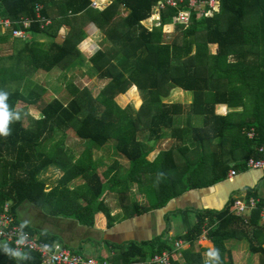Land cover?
I'll use <instances>...</instances> for the list:
<instances>
[{"label": "trees", "instance_id": "trees-1", "mask_svg": "<svg viewBox=\"0 0 264 264\" xmlns=\"http://www.w3.org/2000/svg\"><path fill=\"white\" fill-rule=\"evenodd\" d=\"M111 1L110 6L99 10L90 6L91 0H0L1 18L14 22L34 20L35 7L42 4V14L52 22L45 29L34 24L31 40L13 39L0 33L1 45L14 41L13 52L8 56L11 65L0 68V93L7 95L5 102L13 114L8 125L9 135H0V212L9 203L14 216L19 205L29 202L50 216L71 219L84 227H93L96 215L100 214L110 228L116 220L162 208L188 190L225 181L230 171L227 167L212 168L205 174L198 167L192 170L194 173H184L175 164L172 150L161 153L153 162L147 160L149 146L173 126L169 108L165 112H153V98L159 99L172 88L196 94L200 91L206 97L203 127L190 129L191 141L196 145L210 139L209 129L211 138L215 137L216 121L226 123L225 119L213 115L212 106L217 103L232 107L243 97L249 101V105L242 102L245 112L251 109L254 118L248 129L253 126L257 131H264V0H221L220 12L212 19H198L193 14L188 28L175 25L181 34L170 42L163 40L162 28L172 23L173 8L161 10L160 26L149 31L142 23L151 17L153 7L160 0ZM121 6L128 13L119 19ZM88 23L102 30L112 43L106 51L97 50L87 58L92 65L89 73L109 80L94 99L88 104L82 97L71 98L67 103L58 98L40 102L44 88L35 85L26 94L14 89L13 84L26 81L27 69L49 73L55 68L81 67L85 58L78 48L86 37L84 28ZM63 25L69 30L58 42L57 30ZM109 25L111 29L106 30ZM208 44L215 45V53L204 68L203 77L199 67L203 66ZM209 81H224L225 89L208 90ZM132 85L148 92V102L133 113L120 108L114 100ZM72 93L75 95L79 90L73 87ZM27 107H35L40 113L28 126L22 122ZM143 131L148 134L145 139L138 136ZM174 133L184 143L186 132L181 129ZM68 134L86 145L72 162L62 154ZM201 134L204 137L200 138ZM110 143L114 154L128 163L123 172L118 160L100 172L97 170L99 164L93 160V149L106 148ZM263 145L264 142L258 144ZM183 150L181 147L176 150L180 159L185 154ZM254 158H258L257 153ZM50 169L59 170L62 175L48 189L42 177ZM177 171L180 172L177 178L171 179L170 173ZM191 178L196 182L190 183ZM76 181L79 184L75 185ZM132 185L145 195L148 206H140L135 194H130ZM108 199L119 206L120 216L111 214ZM234 202L221 210L196 211L194 223L175 238H168L165 230L156 239L121 248L120 262H147L163 252L174 256V242L181 240L185 245L179 251L180 257L190 264L192 259H201L203 249L195 248L203 233L219 252L218 259L212 258L206 264H233L226 241L236 237L249 239V234L256 242V246L250 244V251L264 258V220L261 222L259 216L263 204L258 203L252 215L245 217L231 211ZM40 240L54 244L47 236H40ZM12 253V247L6 242L0 246V264H39L33 254L14 256ZM171 264H178L174 257Z\"/></svg>", "mask_w": 264, "mask_h": 264}, {"label": "crops", "instance_id": "crops-1", "mask_svg": "<svg viewBox=\"0 0 264 264\" xmlns=\"http://www.w3.org/2000/svg\"><path fill=\"white\" fill-rule=\"evenodd\" d=\"M108 1V6H110L112 1ZM119 10V19L125 18L128 13L126 8L121 6ZM151 14L154 19H150L149 17L142 23L149 31L160 26V24L157 25L160 12L156 6L153 7ZM63 26L68 31V27L65 25ZM85 28L86 37L78 48L80 53L84 56L85 61L83 65L78 68L83 70V67L89 63L88 67H85L86 71L83 70V72L85 71L84 73L89 78L95 76V78L98 79L95 74L92 75L89 73L92 65L82 51L87 47L94 50V53L97 50L106 51L111 47L112 43L108 40L106 35H104L103 31L98 29L93 23H88ZM108 29H111L110 25L106 28V30ZM120 32V34L123 33L122 26L120 27ZM162 34L164 41H171L177 34L175 26L172 25V23L170 25H165L162 28ZM194 53L195 46L193 45L192 55ZM214 53L215 45L208 44L203 66L199 67V71L202 73L203 77L204 68L208 67L210 57ZM120 58L123 59V57ZM98 80L103 81L104 84L109 82V80ZM208 85V90L225 89L224 81H217L215 83L209 81ZM126 93H129L128 95L130 96H128V101L125 106L121 107L118 104L122 109L129 110L132 113L137 112L143 103L148 102V92L146 90L140 91L134 85L129 87L125 93L119 94L116 97H125ZM205 99L206 97L203 92L199 91L196 94L192 91H183L180 88L170 89L167 94L159 96V99L157 97L153 98L152 106L155 108L153 112L155 113V110L159 112L163 110V112H165L169 108L173 126L162 134L158 142L152 143L149 146L150 152L147 160L153 162L161 153L172 150L175 151L173 157L174 162H176L175 164H177L178 160H181L176 153L179 146L182 144H184V146L191 145L189 146V153L190 156H192V149H194L193 145H195L197 147L196 152H194L196 157L190 159V162L196 165L200 163L204 164L206 170L217 167L220 168V166L227 167L230 169L229 174L231 171H237V177L230 178L228 174L225 181L212 187L194 191L188 190L171 199L162 208L135 215L128 219L116 220L110 228L106 227V223H104L103 219L95 220L94 226L91 228L84 227L71 219L50 216L44 210L29 202H24L16 208L14 215L16 221L32 235L39 239L40 236L50 237L54 240V244L68 249L71 253L79 254L87 258L93 257L92 259L104 261L108 264H122L120 262L122 251L120 249L127 245H140L142 242L151 241L162 236L165 230H168V238H175L185 233L189 226L186 228L184 227L185 225H183L182 229H179L181 232L178 231V233H176L173 228V220L177 215L182 217L181 221L184 223L185 217L188 214L187 223H194L196 211L221 210L229 205L232 200H245L249 198H256L259 204H263L262 208H264V170H247L245 168L246 162L256 156L259 147L258 144L264 142V131L261 132L259 129L257 131V129L253 128L255 133L254 141L249 140L246 136L249 132L248 126L251 125V121L254 119L251 109H247V112H245L246 110L242 106V102L249 103L248 98L243 97L241 101L237 99L235 106L232 107L226 104H214L212 106L213 115L225 119L226 123H223L221 120L216 121L213 127L215 137L211 138L212 132L209 129L210 139H206L204 142H199V145H196V143L191 141L190 129L196 126L203 127V115L206 113V110H204V108H206L204 107L206 105L204 104ZM166 115H168L167 112ZM252 127L253 126L250 128ZM181 129H183L187 135L183 138L184 143H181L174 133L175 131H181ZM222 132L223 134L220 136ZM139 135L143 136L142 138L144 139L148 136L146 131L139 133L138 136ZM201 137H204V135L201 134L200 138ZM165 144H167L166 146H169V148L167 150H161L166 147H163ZM189 149H187L185 153H187ZM93 160L98 161L100 167L104 166L100 165L102 161L94 158V155ZM54 172L57 173L56 176L52 179L48 178L45 181L48 189L51 184L54 183V180L62 175L59 170ZM76 184H79V181H76ZM133 191L137 193L138 198L137 196L135 197L138 204L140 206H145L147 204L145 195L139 192L136 185L131 186L130 194H132ZM107 201L111 207V214L113 216H120L121 209L116 205L115 201L112 200V205L110 204L111 200L108 199ZM191 215L193 217H191ZM251 215L252 212H247L242 216L250 217ZM259 216L261 218L260 221L263 222L264 218L262 212H260ZM249 231H252V227L249 228ZM249 235V239L247 237H236L226 241V246L228 250H230L233 264H261V262H264V258L258 253H252L250 251V244L256 246V242L252 240V234ZM262 247L264 248V244ZM185 248H188V245H186ZM199 248L203 249L201 252V259H192L190 260V264H200L201 262L204 264L211 263L210 261L212 258L207 256V252L213 249V245L204 234H202L197 241L195 250ZM83 252L87 255L80 254ZM175 261L178 264H186L182 257L175 258Z\"/></svg>", "mask_w": 264, "mask_h": 264}, {"label": "built area", "instance_id": "built-area-1", "mask_svg": "<svg viewBox=\"0 0 264 264\" xmlns=\"http://www.w3.org/2000/svg\"><path fill=\"white\" fill-rule=\"evenodd\" d=\"M109 4L108 0H91L90 6L102 10ZM158 11L166 7L173 8L175 13L171 19L172 25H181L188 28L193 14L198 19H212L219 14L221 0H160L156 5ZM43 5L37 4L35 7V19H21L14 22L10 19L0 17V33L2 35H11L13 39L31 40V29L34 24L38 23L41 29H45L51 25V20L45 18L42 14ZM160 17V14H159ZM159 17L157 19L159 25ZM150 19H154L151 17ZM94 52V50H92ZM92 52V54H93ZM91 54V55H92ZM249 140H254V129L250 128L246 134ZM258 158H251L246 162L247 170H264V145L257 150ZM237 171H231L230 178L237 177ZM259 201L256 198L237 199L231 207V210L237 215H244L252 212L258 206ZM10 204L5 203L0 212V240L6 242L12 247L13 253L33 254L39 264H108L104 261H97L92 258L83 257L79 254L71 253L68 249L57 245H49L25 230L11 214ZM264 218V208L262 209ZM204 234V233H203ZM184 242L176 240L174 242V256L168 252L155 255L147 262L137 264H171L172 258L180 257L179 251L184 247Z\"/></svg>", "mask_w": 264, "mask_h": 264}, {"label": "rangeland", "instance_id": "rangeland-1", "mask_svg": "<svg viewBox=\"0 0 264 264\" xmlns=\"http://www.w3.org/2000/svg\"><path fill=\"white\" fill-rule=\"evenodd\" d=\"M84 29L86 30V28ZM67 32L68 31L66 28H64V26L59 28L57 30V38H56L57 41L61 42ZM176 32L177 34L175 36H179L181 34L180 30L176 29ZM167 42H170V41H167ZM13 43L14 41H9L5 45L0 44V68L8 67L11 65L12 62L8 59V56L13 52L12 50ZM82 52L85 54L86 58H89L91 57V54L93 51L87 47ZM88 64L89 63H87L85 67H88ZM85 67H83L84 68L83 70L86 71ZM83 70L81 68H78L77 66H70L67 68L64 67L62 69L55 68L49 73H43V72L34 73L32 72L31 69H27L26 81H24L22 84H13V87L14 89H20L25 94L28 93L35 85L44 88L45 93L41 96L40 102L42 101L47 102L54 98H58L63 103H67L71 98L82 97L83 99L85 98V104H88L89 100L94 99L98 95V92L104 86H106V84H104L103 81H99L97 78H95V76L93 78L87 77L86 74L84 73L85 71L83 72ZM73 87L77 88L79 90V93H76L74 95L72 93ZM83 91H86L87 93H82ZM128 94L129 93H126L125 97H121V98L116 97L117 96L116 95L115 101L117 102V104H119L121 107H124L126 102L128 101V96H130ZM95 105L98 107V104H95ZM18 108H20V106H18ZM99 113L100 112H98V114ZM39 116H40V113L35 107H27L26 112L22 115V122L24 125L28 126L32 124L33 121ZM166 145L167 144L163 145V147H165ZM183 146L184 144L180 145L179 147H181V149L184 148L183 152L185 153L186 150L189 149V146L191 145H185V147ZM85 147L86 145L82 141H80L78 138L76 139L74 135L68 134L66 135L64 139V144L62 145V149H63L62 154L64 155L65 158H67L68 160L72 162L73 160L78 158V156L81 154V152L84 150ZM193 147H194V149H192L193 155L190 156V153H189L190 149H189L187 153L182 155L183 159L178 160L177 165L181 166L183 172L187 174L194 173V171L192 170H197L198 167H199L198 170L199 171L201 170L202 173L205 174L208 171L205 169L206 166L204 164L200 163L199 165H196L195 163L189 161L190 159H193L194 157H196L194 155L195 154L194 152H196L197 147L195 145H193ZM112 148H113V143H110L108 147L103 148V149L102 148L93 149L94 158L100 159V161H102V164L100 165H104L101 167L100 166L97 167L98 172L102 171L104 168H107L108 166H111L115 159L118 160V162L120 163L121 172L127 169L126 161L122 157L115 155ZM168 148L169 146H166L165 148L161 150H167ZM177 173H180V172L179 171L171 172L169 177L171 179H175L177 178L176 176ZM56 174L57 173L54 172L53 169H50L49 171H47V175L45 174L42 178L44 179V181H46L48 178L52 179L53 177H55ZM189 182L195 183L196 180L191 178ZM75 185L77 184L75 183ZM132 194L133 195L135 194V196H137L136 191H133ZM110 204L111 205L113 204L112 200L110 201ZM145 206H148V204H146ZM191 217L193 216L191 215ZM187 218H188V214L185 217V222L183 223L181 221L182 220L181 216L179 215L175 216L173 220V224H174L173 228L175 229L176 233H178V231L181 232V230L179 229H182L183 225H185L184 227L187 228L188 226H191L193 224V222L187 223ZM99 219H102L100 214L96 215L95 217L96 221ZM4 245H5V242L0 241V246H4ZM80 254L85 255V256L87 255L85 252L80 253Z\"/></svg>", "mask_w": 264, "mask_h": 264}, {"label": "clouds", "instance_id": "clouds-1", "mask_svg": "<svg viewBox=\"0 0 264 264\" xmlns=\"http://www.w3.org/2000/svg\"><path fill=\"white\" fill-rule=\"evenodd\" d=\"M7 95L0 93V135H9L8 125L10 120L13 118V114L9 112L8 105L6 104ZM19 119V116H16ZM14 256H19V252L12 253ZM207 256L215 259L219 258V252L216 249H211L207 252Z\"/></svg>", "mask_w": 264, "mask_h": 264}]
</instances>
